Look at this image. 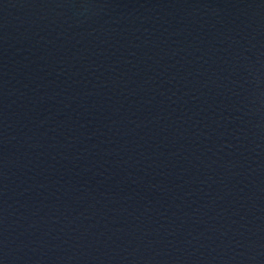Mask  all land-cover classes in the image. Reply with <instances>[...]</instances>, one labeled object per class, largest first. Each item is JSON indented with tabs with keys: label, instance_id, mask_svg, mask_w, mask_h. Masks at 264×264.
Listing matches in <instances>:
<instances>
[{
	"label": "water",
	"instance_id": "1",
	"mask_svg": "<svg viewBox=\"0 0 264 264\" xmlns=\"http://www.w3.org/2000/svg\"><path fill=\"white\" fill-rule=\"evenodd\" d=\"M0 264H264V0H0Z\"/></svg>",
	"mask_w": 264,
	"mask_h": 264
}]
</instances>
